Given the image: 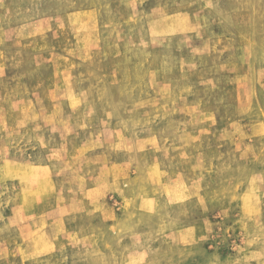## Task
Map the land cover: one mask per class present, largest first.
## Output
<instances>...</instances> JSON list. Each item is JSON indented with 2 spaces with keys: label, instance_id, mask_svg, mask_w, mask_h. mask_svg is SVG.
<instances>
[{
  "label": "rangeland",
  "instance_id": "374dc122",
  "mask_svg": "<svg viewBox=\"0 0 264 264\" xmlns=\"http://www.w3.org/2000/svg\"><path fill=\"white\" fill-rule=\"evenodd\" d=\"M0 264H264V0H0Z\"/></svg>",
  "mask_w": 264,
  "mask_h": 264
},
{
  "label": "bare ground",
  "instance_id": "6f19581e",
  "mask_svg": "<svg viewBox=\"0 0 264 264\" xmlns=\"http://www.w3.org/2000/svg\"><path fill=\"white\" fill-rule=\"evenodd\" d=\"M191 152V151H190ZM252 187V186H251ZM19 248V247H18Z\"/></svg>",
  "mask_w": 264,
  "mask_h": 264
}]
</instances>
